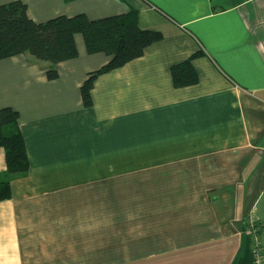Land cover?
I'll return each instance as SVG.
<instances>
[{
  "label": "crops",
  "instance_id": "1",
  "mask_svg": "<svg viewBox=\"0 0 264 264\" xmlns=\"http://www.w3.org/2000/svg\"><path fill=\"white\" fill-rule=\"evenodd\" d=\"M21 1L45 23L136 12L162 39L100 76L111 57L56 66L0 61V111L19 114L30 168L0 201V264H264V0ZM199 82L171 68L197 52ZM6 171L0 147V179Z\"/></svg>",
  "mask_w": 264,
  "mask_h": 264
},
{
  "label": "trees",
  "instance_id": "2",
  "mask_svg": "<svg viewBox=\"0 0 264 264\" xmlns=\"http://www.w3.org/2000/svg\"><path fill=\"white\" fill-rule=\"evenodd\" d=\"M27 11V6L21 1L0 5V61L29 54L37 61L48 63V78L56 80L59 76L56 66L78 57L75 37L82 35L89 55L103 53L111 57L104 67L90 73L81 87L86 108L92 107V90L100 76L143 57L146 49L163 37L160 32L140 29L136 12L97 21L90 20L86 15H77L36 23L28 17ZM203 55L199 51L171 68L176 88L194 86L199 82L193 61ZM18 120L16 111L10 108L0 111V147L5 151L6 160V171L0 179V201L11 199V181L25 177L30 168ZM250 228L248 223L246 232L254 239V252L259 231L255 233ZM254 228L257 230L255 224Z\"/></svg>",
  "mask_w": 264,
  "mask_h": 264
},
{
  "label": "built area",
  "instance_id": "3",
  "mask_svg": "<svg viewBox=\"0 0 264 264\" xmlns=\"http://www.w3.org/2000/svg\"><path fill=\"white\" fill-rule=\"evenodd\" d=\"M249 224L251 226L250 229H253L254 232L257 233L255 228H254V223L250 222ZM260 245H261L260 242L256 241V246L257 247L255 248V250L253 252L254 256H255V259H256V264H262V262H263V257H262V254H261Z\"/></svg>",
  "mask_w": 264,
  "mask_h": 264
}]
</instances>
